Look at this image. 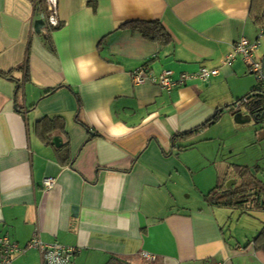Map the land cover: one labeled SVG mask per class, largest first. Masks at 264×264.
<instances>
[{
    "label": "crops",
    "instance_id": "0c3cea01",
    "mask_svg": "<svg viewBox=\"0 0 264 264\" xmlns=\"http://www.w3.org/2000/svg\"><path fill=\"white\" fill-rule=\"evenodd\" d=\"M44 12L0 0V237L76 248L70 264H264V210L206 199L255 176L230 160L258 79L240 56L223 62L246 38L264 69V0H59L57 29ZM144 66L219 74L167 92L134 84ZM12 264L43 261L27 249Z\"/></svg>",
    "mask_w": 264,
    "mask_h": 264
},
{
    "label": "built area",
    "instance_id": "2783aa9c",
    "mask_svg": "<svg viewBox=\"0 0 264 264\" xmlns=\"http://www.w3.org/2000/svg\"><path fill=\"white\" fill-rule=\"evenodd\" d=\"M45 12L47 14L48 26L50 29H57L61 26L59 18V0H44ZM264 35V32L262 33ZM260 42L250 43L246 38H242L233 48V51L227 55L224 65L231 66L238 56L247 64L249 72L254 74L259 80L260 90L264 95V69L261 61L256 57ZM219 74V69L201 68L194 73H184L177 79L174 72L170 70L163 71L159 76L154 75L146 66L135 70L132 73L135 85L145 83L158 84L161 89L171 92L178 86H184L191 80H200L209 82L210 79ZM250 98H245L243 103L249 104ZM45 189H53L56 185L54 178L44 180ZM27 249H36L40 252L43 264H70L77 252L76 248L66 247L59 244L43 243L38 237H35L27 248H21L17 243L10 240L9 237H0V264H12L14 257L24 253ZM144 258L148 261H155L156 257L145 254ZM205 264H224L206 261Z\"/></svg>",
    "mask_w": 264,
    "mask_h": 264
},
{
    "label": "trees",
    "instance_id": "16d2710c",
    "mask_svg": "<svg viewBox=\"0 0 264 264\" xmlns=\"http://www.w3.org/2000/svg\"><path fill=\"white\" fill-rule=\"evenodd\" d=\"M44 4V0H40ZM45 18L47 17L44 12ZM126 25L138 29L144 36L150 39H157L164 37V29L158 22H142L132 21ZM259 85L258 89L249 94L246 98H250V110L253 118L257 122L264 120V95L261 92ZM241 102V101H240ZM222 110H218L215 117L209 122L214 123L219 119L222 114ZM240 175L242 178L247 177L249 172L244 169H240ZM256 176L247 177L243 184L239 187H227L218 186L213 189L206 197L208 203L215 207H227V208H238L245 210H264V182L259 181ZM249 179V180H248ZM247 206V208L245 207ZM258 248L264 252V230L257 237L256 242ZM107 264H131L128 261H124L118 258L111 259Z\"/></svg>",
    "mask_w": 264,
    "mask_h": 264
},
{
    "label": "rangeland",
    "instance_id": "374dc122",
    "mask_svg": "<svg viewBox=\"0 0 264 264\" xmlns=\"http://www.w3.org/2000/svg\"><path fill=\"white\" fill-rule=\"evenodd\" d=\"M259 84L260 83L258 80V85ZM256 125L258 128L256 127ZM242 127H246V128H243L244 130L240 132V135L238 137L234 135L235 136L234 140H231L232 144L234 142L237 148L235 149L236 153L233 155V160L232 161L230 160V163L233 162V164L239 165L240 166L239 168L241 170L246 168V170H248L250 174H255L256 176L255 178L263 182L264 181V135H263L264 132L262 131H264V121L258 123L254 119L252 120L251 123H248L246 124V126H242ZM260 132L263 133L262 134L263 136L258 135L260 134ZM227 156H232V155H227ZM240 178L242 177L240 176ZM233 182H234L233 179L232 181L228 180L226 186H229V183H231L232 185Z\"/></svg>",
    "mask_w": 264,
    "mask_h": 264
},
{
    "label": "water",
    "instance_id": "95a60500",
    "mask_svg": "<svg viewBox=\"0 0 264 264\" xmlns=\"http://www.w3.org/2000/svg\"><path fill=\"white\" fill-rule=\"evenodd\" d=\"M252 116V115H251ZM251 116L249 115L248 119H251Z\"/></svg>",
    "mask_w": 264,
    "mask_h": 264
}]
</instances>
